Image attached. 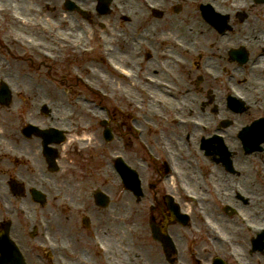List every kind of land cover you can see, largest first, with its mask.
I'll use <instances>...</instances> for the list:
<instances>
[{
	"label": "flooded vegetation",
	"instance_id": "obj_1",
	"mask_svg": "<svg viewBox=\"0 0 264 264\" xmlns=\"http://www.w3.org/2000/svg\"><path fill=\"white\" fill-rule=\"evenodd\" d=\"M2 1L0 0V6H3ZM72 1L92 11H89L87 15L79 14L78 11H68V13L79 16V20L88 23V26H99L105 31V29L110 28L111 18L114 17L118 22L117 28L113 30L115 32L114 35H117L119 39L126 36L121 29V20H130V15L134 10L128 9L126 11L124 6L125 1L123 4L120 3V0L119 2L118 0H103L101 2L99 0ZM64 2L66 4V0ZM156 3L162 6L161 13L157 16L158 20L164 19L169 10L173 14H178L174 5L169 4L166 0H157ZM8 4L7 6L14 7L17 12L30 21L34 23L38 22L33 20L14 1ZM120 5L123 8H120ZM63 12L67 13L64 5ZM150 13L147 12L148 18L151 17ZM256 13L255 19H248L247 16L246 21H250L251 24L246 26L240 37V45H244L249 54L247 63L242 65V67L233 65L227 70L224 69L223 72H218L215 66L212 67L214 72H218L221 76H226L229 88L237 87L242 94V110L240 112H233L235 105L228 103V95L225 104L221 105L220 102H216L220 98L219 92L221 90L214 89L209 93L213 103L209 105L210 112L213 114V120H208L209 129L207 130L206 138L215 139L214 135L223 130V133L226 134L224 142L231 151L229 157L226 158L220 154H215L185 163L186 160H184L183 154H179V158L177 155L172 159L176 167L173 168L160 151L165 143L169 144L171 149L176 152L175 142L178 135L174 133L168 138L164 130L160 128L169 126L175 130H182L181 127L169 123L168 114H179L181 109L189 107V103L181 101L179 93L175 94L172 92V88L169 90L164 87V84H171L169 81L156 77L158 76L156 71H159V73L165 71L166 74H169L168 68L182 63L183 59L181 60V58L184 57L176 47H170L171 51L166 53L168 60L165 64L166 69H153L148 64L146 65L148 72H144V76L156 80L157 83H153L151 80L145 83V98L148 103L150 101L154 103L152 109L157 116L151 115L147 118L148 123L155 125L156 129L150 126L145 127L144 134L141 137L147 142L146 157L143 164L147 171L151 173L153 185L165 192V198L167 194L172 192L173 195H179L178 191L186 188L211 197L212 200L209 203H200V205L189 204L181 196L179 198L183 210L189 212L192 218L194 217L199 220L201 226L196 230V233L199 231L197 234L202 235L204 238L206 243L205 249L209 248V244L206 240V227L199 215L200 211L206 214L208 220L218 228L222 235L230 239H235L225 229V227L231 228L230 223L223 220L221 216L225 215L229 218H235L243 228L245 234L250 236L249 249L247 248L246 251L250 250L251 256L258 258L256 264H261L259 257L263 259L264 252L255 251L252 243L257 238V235L254 236L249 233L238 217L230 214L229 211H225L217 200L218 196L223 201L234 205L251 223L264 224V221H254L251 218V214L244 209V206L252 201V197L246 194L248 186L245 184V177L233 181L227 190L220 187L227 183L226 176H230L231 178L240 177L245 173V170L251 168L257 176L264 179V171H260L259 169L264 164V158L260 154L249 155L248 162L250 166H243L246 159L242 158L243 154L234 158L231 146L233 143L242 145L243 133H239L242 127L264 124V122L256 123L260 118H264V76H242L246 71H250L253 74L254 68L255 70L259 69L260 73L264 72V12L259 13L256 11ZM116 17L121 18L118 20ZM18 27L24 30L29 28L32 31L23 33ZM230 31L232 30L230 29L227 33L229 34ZM171 33V37L178 39L176 32L172 30ZM231 35L229 34V37ZM21 37L40 40L37 26L19 24L13 13L0 15V60H6V55L16 56V52H23L19 46ZM106 38L109 41V46L113 49V59L120 65L126 66L116 56L117 48L114 46L112 37L108 35ZM125 39L129 41V37ZM42 40L46 41L43 38ZM86 40L88 39L86 38ZM163 42L166 44L164 39ZM154 52L155 48L148 39H145L144 53L147 61L152 60L150 56ZM163 56L164 54H161L160 57L162 58ZM169 56H174L176 59L171 60ZM229 61L233 62L230 55ZM172 62L173 64L167 66L168 63ZM128 68L137 72L132 67ZM233 73L242 77L237 80L239 77L234 78ZM5 80L9 81L13 87L9 96L7 94L8 90L5 88ZM171 86L174 87L172 84ZM15 90L19 91L18 95H15ZM23 93L24 91L20 87V83L10 76H0V233L10 223V236L27 258L28 264H118L121 249L119 247L118 252L117 246L119 245L116 244L117 241L114 243L113 239H119L120 226H122L120 223L121 208L119 197H114L113 189L106 190V187H104L105 190L103 188L100 189L101 187L88 188L87 183L91 181L92 177L84 174L86 169L83 163L78 164L76 167L73 166V147L69 148L68 151H64V147L69 142L67 132L58 139L65 138L63 143L54 144L56 148L55 161L58 165L57 170L50 171L48 169L44 154V139L39 135L37 129H31V126L41 127V117L39 114L41 107L37 106L40 104V95L37 99L34 98L35 100L27 98L25 102ZM222 95L223 92H221ZM152 97L155 99H152ZM223 112L229 115L220 116ZM120 113V111L118 113L115 111L113 131L116 130V127L120 128L121 125L127 128L124 122L120 123V116H118ZM243 115H245L244 123L236 132H233V127H230L234 123L232 117L238 119L239 116ZM49 116H52V112H49ZM130 130L137 139L133 129L130 128ZM188 132L194 136L193 138L192 136H187V140L193 139L198 150L200 128H194ZM150 133L152 134L151 137ZM252 138L259 139L260 137ZM185 143L188 144L190 142L185 141ZM194 155L197 157V153ZM250 156L259 158L252 159ZM240 166L245 167V170ZM195 168L198 174L195 172ZM220 169L224 171L223 174L220 173L222 172ZM115 173L121 182L120 175L116 171ZM201 173H204L202 177L206 182V189L196 190L191 186L193 184L190 182V179L195 181L196 177ZM156 176H158L157 180ZM211 176L212 178H210ZM209 181L215 186L216 195L211 191L208 184ZM118 186L119 190H121V183ZM32 188H37L46 193L45 204H41L34 199L31 193ZM97 191L105 192L109 196L107 203L104 199L102 201L96 200L95 193ZM145 191L144 195H146ZM24 195H26L27 199H25ZM131 195L136 198L134 194ZM144 195L142 198H147ZM157 198L159 197L155 196L147 201V210L150 215L155 214L162 207V203ZM153 203L156 204L155 211H152L151 208V204ZM261 205H264V202ZM210 206L216 207L219 214L213 211L210 215L206 210ZM161 212L165 215V222L169 221L170 211L168 210V206L166 210L162 207ZM130 219L132 221L134 217L131 216ZM126 220L127 218H123L124 222ZM138 220L143 228V233H139V240L143 246L140 250L141 252L147 251V256H144L143 260L146 262L145 264H152L151 259L148 257L149 252L153 247L157 248L158 245H148L147 243V238L145 237V234H147V224L142 222L145 221L144 215H141ZM41 221L46 223L47 229L45 230L46 232L44 231L45 233L41 229ZM159 223L163 224V221ZM124 225H130L126 229L129 235L133 233V236H135L134 232H138L139 230L136 225L126 223ZM30 226L32 227L30 228ZM30 230L33 231L31 232ZM149 231L152 233L151 228ZM46 236L48 237V241L46 240ZM245 239L248 238L245 237ZM101 244L108 247L107 253L99 251ZM123 252L124 256L121 257V262L131 264L128 255L125 254V249ZM157 254H161V251H157ZM137 256L136 253L131 254V257L135 260H137ZM205 261L208 262L207 260ZM180 262L188 264L183 261Z\"/></svg>",
	"mask_w": 264,
	"mask_h": 264
},
{
	"label": "rangeland",
	"instance_id": "obj_2",
	"mask_svg": "<svg viewBox=\"0 0 264 264\" xmlns=\"http://www.w3.org/2000/svg\"><path fill=\"white\" fill-rule=\"evenodd\" d=\"M2 1V0H1ZM15 2L20 8H22L33 20L42 21L44 23L51 24V28L55 32L62 33L64 35L76 38L78 34L86 36L89 44L92 46H99L98 50L91 55H82L80 53L72 52L69 50L57 51L63 53L66 56V61L62 65L49 64L47 61H42L41 57L32 54L30 51L16 52V56L6 55V60H0V74H6L10 76L15 81L20 83V87L24 91V101L27 98L37 99L40 95V104L37 106L42 108L43 104H49L54 108V113L52 117H49L43 113H39L41 117V123L46 125L48 123L67 126L74 132L71 142L77 143L78 140L81 144L79 138H81L85 146L89 144L84 137L90 136L92 141L89 146H86L83 153H79L80 147L76 144L75 151L73 150L72 163L73 166H77L83 163L86 171L85 175L92 177L91 181L87 184L88 188L101 187L100 189L112 190L114 197H119L120 199V236L119 239H113L114 243H117V250L119 252V247L121 253L119 257L124 256L123 250L126 248L130 249V252L137 253L138 257L147 256V251L141 252L140 249L143 248L142 243L139 240V233H143L142 224L139 223L138 219L141 215H144L145 222L147 224V243L148 245L157 244L159 247L162 246L160 243H154L153 237L149 231V223L152 218H158L161 220H156L157 223L163 221L165 226V215L162 214L161 208L167 209V201L164 197L165 192L159 187L153 185L151 180V173L145 168L144 159L146 157V152L144 147L140 144L138 138L134 137V134L129 129L128 118L130 114H138L133 110L130 105V98L136 97L137 92L134 86H130L128 82H124L118 76H112L110 70L105 66L100 60V49L104 42L106 36L110 35L112 37L114 46L117 48L116 56L117 58L126 66L136 69L139 74V78L142 79L144 72H148L147 64L153 69H163L166 67L167 56L166 53L171 51L170 45L166 42L164 44L163 39L165 37H171V31L173 30L185 39V41H195L197 42L199 49L198 57H186L181 58L182 63L180 65L171 66L169 69V74L159 71L157 78H161L169 81L176 91L180 94L181 101H186L193 106L194 110L203 116L205 121L213 120V114L210 112L209 105H212V101L209 93L214 89H220L224 92V88L221 84H215L209 80L207 76L201 71V63L207 58H210L212 62L211 66H215L218 72H223L224 69L231 68L235 62L229 61L228 53L231 49L239 48L240 41V31H242L243 26L250 25V21L245 23L241 22L237 17V12L247 13L248 19H255L256 11L253 5V1H248V6L242 11L239 7L235 5L243 4L244 0H240L235 3L234 0H217L221 8L226 12L232 13L231 21L232 27L236 25V30L231 35L228 40L217 39V32L212 30V32L207 31L202 33L198 30L201 27V23L204 22L200 16L198 6L196 3L198 0H191L187 4H182L179 14H173L169 10L166 17L162 20L154 19L152 17L148 18L147 13H144L143 6L140 0H125V10L131 9L132 14L130 15V20H121V29L126 35L120 38L115 34L113 30L117 28L118 22L114 17L111 18L110 28L101 29L99 26L90 27L88 23L79 20V16L76 14H66L63 12L64 0H3V4L9 5L10 2ZM119 2V0H118ZM123 4V2H120ZM120 7L123 8L122 5ZM259 10L264 11V5L257 7ZM263 11H259L262 13ZM195 16L197 24L192 21L191 17ZM118 20L121 17H116ZM178 24V25H176ZM23 33H29L31 29L27 28L24 30L18 27ZM32 31V30H31ZM43 36V34H41ZM49 35V34H48ZM50 36V35H49ZM46 36V42H43L46 46L47 44L54 49L55 41L53 37ZM129 37V41L125 38ZM94 39V40H92ZM148 39L151 45L155 48V52L151 54V61H147L145 53L139 52L137 48L138 41H145ZM47 45V46H48ZM169 47V48H168ZM161 54L164 56L161 58ZM158 62V63H157ZM19 64V65H17ZM166 69V68H165ZM161 72V71H160ZM242 76H264V72L260 73V70H253V74L242 75ZM242 76H239V80ZM121 79V80H120ZM88 83V84H87ZM215 86H213V85ZM102 89L106 94H109L108 98L102 97L101 95L95 93L96 89ZM94 90V91H93ZM216 92V91H215ZM216 102L224 104L223 95ZM226 93V92H225ZM34 99V100H35ZM42 104V105H41ZM115 111L120 116V123H125L127 128L122 125L120 128L116 127L113 131L114 139L111 142H107L104 139L103 133L105 128L102 125V120H98L99 117H106L108 113L113 112V117L115 118ZM229 115L223 112L220 116ZM245 115L239 116L238 119L232 117L234 123L230 126L233 127V132L241 127L244 123ZM113 124L110 125L113 128ZM164 133L169 138L172 134L176 133L178 138L176 139V152L179 158V154H183L185 163L193 161L195 159H203L204 156L200 153H193L194 140H187V136H192L186 130H175L169 126L161 127ZM159 134V132H158ZM150 133V137H151ZM156 139V137H154ZM185 141L190 142L188 146ZM184 142V143H182ZM240 148L242 152L238 155L234 153V158L237 156H242L246 159L243 166H250L248 162L249 155H246L238 144L234 143L235 148ZM197 151V148L195 146ZM180 151H183L181 153ZM124 154L134 165L136 170L143 181V186L146 188V195L137 200L130 193H126L124 189L119 190V184L121 183L115 169L109 166L107 158L112 154ZM109 155V156H108ZM263 155V154H261ZM191 156V157H190ZM189 158V159H188ZM83 159H88L84 161ZM188 161V162H187ZM242 167L245 170V167ZM198 174L196 168L194 169ZM223 174V170L220 169ZM219 170V171H220ZM204 173H201L196 177L195 181L190 179L191 183L196 190L206 189V182L202 177ZM244 178L247 187L246 194L252 197V201L245 205L244 209L251 214V218L254 221L262 222L264 221V179L257 176V174L251 169L245 170V173L240 177L231 178L226 176L225 179L227 183L221 185L220 187L228 189L233 181ZM212 178V176L210 177ZM158 176H156V180ZM104 189V190H105ZM25 199L26 198V195ZM158 196L159 202L162 203V207L155 214L148 213L147 201ZM27 201V200H26ZM167 203V204H166ZM207 212L211 215L213 211L219 214L216 207L210 206L206 208ZM133 216L134 219L131 221L130 217ZM152 216V217H150ZM123 218H127L126 222ZM138 218V219H137ZM221 218L230 223V227H225L226 231L232 234L235 238L238 250L241 254L246 256L251 264H256L258 258L256 256L249 255L247 248L249 249L250 236H247L235 218H229L227 216H221ZM170 221V219H169ZM133 224L139 228V232H134L135 236L129 235L126 229ZM168 229L170 233L175 237L178 243L179 258L180 261L186 262L188 264H197L192 258H194L193 253L198 252V256L203 259L210 261L212 254L205 250V240L202 235L196 233V230L200 228V222L197 218H192L188 224L185 226L179 223H168ZM247 237L248 239H245ZM160 249V250H161ZM156 247L149 252V258L152 264H168L170 263L165 260V255ZM249 257V258H248ZM174 258V257H173ZM176 262V261H175ZM173 262V264L175 263ZM172 263V262H171Z\"/></svg>",
	"mask_w": 264,
	"mask_h": 264
},
{
	"label": "bare ground",
	"instance_id": "obj_3",
	"mask_svg": "<svg viewBox=\"0 0 264 264\" xmlns=\"http://www.w3.org/2000/svg\"><path fill=\"white\" fill-rule=\"evenodd\" d=\"M206 1L207 0H200V2H206ZM239 1L240 0H234L235 3L239 2ZM245 1L247 2V0H245ZM211 3H212V5H214L215 0H211ZM198 30L201 31L202 33H204V32L209 31L210 29L204 23H201V27H199ZM171 64H173V62L172 63H168L167 66H170ZM85 139L87 140V142H90L91 137L90 136H87V137H85Z\"/></svg>",
	"mask_w": 264,
	"mask_h": 264
}]
</instances>
